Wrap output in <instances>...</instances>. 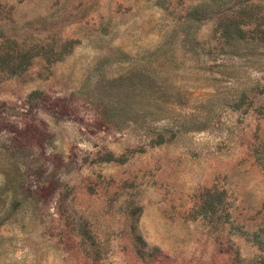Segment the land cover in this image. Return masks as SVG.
Returning <instances> with one entry per match:
<instances>
[{"label": "rangeland", "instance_id": "374dc122", "mask_svg": "<svg viewBox=\"0 0 264 264\" xmlns=\"http://www.w3.org/2000/svg\"><path fill=\"white\" fill-rule=\"evenodd\" d=\"M209 1L0 0L29 55L0 67V264H264V48L191 52L186 32L218 37L217 14L182 23ZM236 1L224 18L264 27V0ZM159 48L145 108L136 79L111 83Z\"/></svg>", "mask_w": 264, "mask_h": 264}, {"label": "trees", "instance_id": "16d2710c", "mask_svg": "<svg viewBox=\"0 0 264 264\" xmlns=\"http://www.w3.org/2000/svg\"><path fill=\"white\" fill-rule=\"evenodd\" d=\"M236 0H210L209 2H202L201 4L192 7L187 16L184 17L182 23L184 25H195L198 21L205 20V16L212 18V16H207L209 14H217L215 17H221V21L215 28V32L218 34L215 44H209L207 42L202 43L195 38V35L192 31L185 33L182 43L188 45L189 49L193 53H200L201 51L205 52V56L208 59L216 64L215 62L219 59H228L241 57L250 52H257L259 49L264 48V27L262 24H247L239 17H226L222 15L223 12L232 10L231 7L237 5ZM237 6H235L236 8ZM234 9V8H233ZM223 16V17H222ZM224 18V19H223ZM254 26V27H252ZM250 27L252 29H250ZM250 29V30H249ZM160 48L154 52H147L146 54L140 56L139 58H132L122 55L123 62H133L143 64L141 66L138 74L133 73L126 78L121 76L118 80H113L111 85L116 84L117 82L130 81L136 79L137 83H140V100L144 101L143 106L146 107H158L159 98L155 95L157 94V89L159 88L160 82L157 77L159 76V68L161 63L158 64L157 54L160 52ZM250 54V53H249ZM29 57L28 52L23 51L15 42H12L5 36H0V67L5 69L11 75H17L23 71L25 66V61ZM174 57L171 56L167 58V63L174 62ZM217 68H226V64H221L216 66ZM136 68V67H135ZM264 71L263 68L260 71ZM127 93V92H126ZM261 91L259 92V94ZM133 95V92H131ZM130 103L135 99V97L130 96ZM134 104H128L127 107L120 110L115 108L114 105L108 106V109H105V114H102V119L107 123H116L120 121H129L132 120V115H137L139 111L133 107ZM144 108V110H146ZM129 117V118H126ZM158 137L157 144H162V134ZM11 211L17 209L16 204L11 205L9 208ZM8 212V211H7ZM139 239V237H137Z\"/></svg>", "mask_w": 264, "mask_h": 264}]
</instances>
